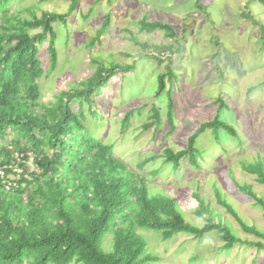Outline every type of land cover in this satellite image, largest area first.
I'll list each match as a JSON object with an SVG mask.
<instances>
[{
  "label": "rangeland",
  "instance_id": "rangeland-1",
  "mask_svg": "<svg viewBox=\"0 0 264 264\" xmlns=\"http://www.w3.org/2000/svg\"><path fill=\"white\" fill-rule=\"evenodd\" d=\"M70 2L13 0L8 7L12 13L30 17L35 13L63 12ZM106 14L111 25L102 41L90 46ZM144 17L170 24L174 36L161 28L140 31L135 22ZM54 27L57 65L51 74L46 71L39 79L42 100L55 102L57 93L80 87L100 67L134 64L129 71L114 73L99 87L94 101L83 103L81 109L90 130L96 137L114 143L116 154L137 170V164L149 158L140 171L158 170L156 175H148L150 187L175 196L185 209H194L193 192L198 185L206 204L229 220L243 240L225 249L217 230L201 238L178 233L170 239L147 231L150 248L160 257L155 264H264V248L249 244L255 240L264 242V238L244 230L218 202L215 189L220 188L247 223L264 231L263 208L238 188L239 183L246 182L264 196V185L242 166L264 160V3L79 0L72 15L65 21H56ZM160 43L170 44L174 51L158 62L151 53L152 46ZM39 55L48 70L47 42L40 46ZM167 64L173 68L174 76L166 77L165 89L156 97L159 74L167 71ZM170 97L174 99L175 128L167 118ZM154 104L161 111L162 123L146 128L144 125L152 120ZM73 108L78 110L77 102ZM217 113L234 126L235 133L221 130L220 143L212 130L200 133L197 146L204 150L201 167L182 160L175 170L173 163L164 162L165 148L186 147L189 136ZM124 118L128 120L126 124ZM28 164L34 167L32 158ZM208 215L198 216L191 209L186 214L199 226L207 222Z\"/></svg>",
  "mask_w": 264,
  "mask_h": 264
},
{
  "label": "trees",
  "instance_id": "trees-1",
  "mask_svg": "<svg viewBox=\"0 0 264 264\" xmlns=\"http://www.w3.org/2000/svg\"><path fill=\"white\" fill-rule=\"evenodd\" d=\"M12 1L0 0V264H155L160 257L151 250L147 231L170 239L178 233L201 238L217 230L225 249L243 242L230 221L206 204L198 185L194 209H185L175 196L150 187L148 175L158 170L140 171L149 158L137 164V170L116 154L114 143L90 130L83 103L94 101V94L114 73L129 71L134 64L100 67L80 84L83 87L61 90L55 102L42 100L39 79L57 65L54 23L72 15L79 0H71L63 12L30 17L10 12ZM135 24L140 31L161 28L175 34L160 20L144 17ZM110 25L106 14L90 46L102 41ZM43 42L50 54L48 70L39 55ZM172 51L170 44H155L151 56L161 62ZM172 72L167 64V71L159 74L156 97L162 95L166 77L173 78ZM169 101L167 118L175 128L174 99ZM76 102L78 110L73 108ZM161 117L154 104L152 120L144 126H160ZM206 130L213 131L218 143L223 140L221 130L235 133L234 126L217 113L189 136L186 147L165 148L164 162L173 163L175 170L182 160L201 167L204 150L197 146V137ZM30 158L34 167L28 164ZM242 166L264 185V160ZM238 188L264 210V196L252 185L239 183ZM215 189L218 202L241 227L264 238V231L247 223L220 188ZM190 209L201 217L208 213L207 222L202 226L191 222L186 216ZM249 244L264 248L261 240Z\"/></svg>",
  "mask_w": 264,
  "mask_h": 264
}]
</instances>
